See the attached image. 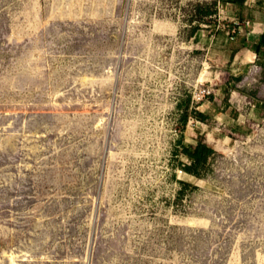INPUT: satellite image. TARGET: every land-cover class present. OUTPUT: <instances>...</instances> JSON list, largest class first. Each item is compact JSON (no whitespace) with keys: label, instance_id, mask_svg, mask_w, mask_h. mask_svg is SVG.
Masks as SVG:
<instances>
[{"label":"rangeland","instance_id":"rangeland-1","mask_svg":"<svg viewBox=\"0 0 264 264\" xmlns=\"http://www.w3.org/2000/svg\"><path fill=\"white\" fill-rule=\"evenodd\" d=\"M234 1L0 0V264H264L262 69L231 59L258 14ZM236 89L263 101L241 135ZM186 95L206 120L181 129ZM179 137L215 150L203 177Z\"/></svg>","mask_w":264,"mask_h":264},{"label":"crops","instance_id":"crops-1","mask_svg":"<svg viewBox=\"0 0 264 264\" xmlns=\"http://www.w3.org/2000/svg\"><path fill=\"white\" fill-rule=\"evenodd\" d=\"M263 0H250L248 13L257 11L258 17L252 18L248 22V28L246 33L245 42L242 44V47L237 48L236 54L234 57L232 56V63L238 62L240 65H247L250 69L254 67L255 69L258 67H261L262 64H264V56H258L255 47L258 45V43L261 40V36L264 33V4L262 3ZM239 12V11H238ZM244 13L239 12L238 14ZM237 14V15H238ZM239 31L238 36L236 39H239ZM262 72L259 75V78H255V86L254 88H258L259 93L258 97L263 95L264 92V82H263V68L261 67ZM248 86H251V83H247ZM240 88V86H238ZM232 99L231 103L233 107L236 110V121L234 120L235 124L232 126V133L237 135H241L240 128H239V122L241 121V118H243L245 115L248 116V112H254L260 110L263 106V101L258 100L257 98H252V101L249 100V97L240 92V90L236 89L235 92L232 93ZM249 100V101H248ZM255 124L248 120L247 126L253 127Z\"/></svg>","mask_w":264,"mask_h":264},{"label":"trees","instance_id":"trees-1","mask_svg":"<svg viewBox=\"0 0 264 264\" xmlns=\"http://www.w3.org/2000/svg\"><path fill=\"white\" fill-rule=\"evenodd\" d=\"M247 0H235L234 5L240 9L244 6ZM235 34H238L236 32ZM237 35H232V38H236ZM246 40H244L245 42ZM258 56H264V33L261 36V40L255 47ZM263 68V82H264V64L261 65ZM236 80H241V77L236 78ZM191 101L190 95H186L182 98L180 103L177 105L179 111V124L181 129L184 128L190 118L196 119L197 121L204 122L206 116L200 111L189 106ZM216 155L215 150L203 142L202 139H197L194 144L184 145L182 143L181 137H179L172 149V157L178 159L179 169L190 176L195 178H201L205 173L211 170L210 164ZM179 157H182L185 162L179 161ZM180 192L190 185L186 182L180 181Z\"/></svg>","mask_w":264,"mask_h":264}]
</instances>
